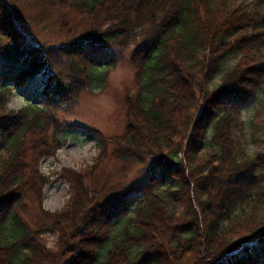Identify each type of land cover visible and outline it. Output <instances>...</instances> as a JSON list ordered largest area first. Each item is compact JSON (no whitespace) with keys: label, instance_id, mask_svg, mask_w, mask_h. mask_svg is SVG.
Returning a JSON list of instances; mask_svg holds the SVG:
<instances>
[{"label":"trees","instance_id":"obj_1","mask_svg":"<svg viewBox=\"0 0 264 264\" xmlns=\"http://www.w3.org/2000/svg\"><path fill=\"white\" fill-rule=\"evenodd\" d=\"M66 2L103 21L85 42L57 49L27 39L6 0H0V146L5 149L0 152V264L264 263V156L250 148L253 118L247 125L242 117L264 84V0ZM130 32L141 36L145 54L138 78V127L131 122L122 137V160L144 164V154L153 156L148 173L157 171L153 181L165 183L128 216L129 191H144L141 184L98 201L102 191L80 180L72 183L59 211L41 210L40 220L29 226L15 204L27 192L40 200L47 178L39 160L69 131L55 122L51 109L47 116V108L31 103L16 113L8 110V92L41 72L48 76L43 95L51 94L45 104L77 94L86 81L97 86L113 60L99 66L82 47L87 41L94 50L119 47L113 43ZM61 52L68 59L65 73L52 59ZM177 91L187 93L185 114L177 112L182 100ZM49 121L50 145L44 139ZM179 125L182 132L175 130ZM170 169L192 180L182 213L171 201ZM162 205L172 209L171 222L147 221ZM50 229L57 233L51 247L44 238Z\"/></svg>","mask_w":264,"mask_h":264},{"label":"rangeland","instance_id":"obj_2","mask_svg":"<svg viewBox=\"0 0 264 264\" xmlns=\"http://www.w3.org/2000/svg\"><path fill=\"white\" fill-rule=\"evenodd\" d=\"M66 1L75 0H6L18 27L27 39L46 47L55 45L58 46L57 49L71 46L78 41L85 42L89 31L94 30L99 21H103L82 13ZM141 42V36L131 32L116 39L113 44L119 47L104 46L94 50L92 49L94 46L87 41L82 49L100 61L99 66H105L108 58L113 61L106 65V73L99 85L93 86L91 82L86 81L84 88L77 94L61 102L56 101L54 105L44 103L46 96L51 97V94H42L46 81V75L42 72L31 79H26L24 83L12 85L6 97L8 110L16 113L25 108L27 103H31L38 108H47L44 114L47 116L48 109H51L55 122L69 131L65 139H60L57 144L52 142L51 121L48 124L44 123L47 125L44 139L49 142L48 145L52 142V151L39 160L38 168L47 178V183L42 188L40 200L32 192H27L14 208L29 226L33 227L40 220L41 210L49 213L59 211L70 197L72 183L80 180L88 189L96 188L102 191L97 197L98 201H105L122 193L121 190L129 186L141 184L144 191H129L128 216L132 214L135 204L142 207L144 202L141 203L140 200L145 201L148 195L150 198V191H157L158 186L165 183L153 181L155 171L148 173L149 165L155 161L153 156L144 154L146 157L144 164L141 163L142 159H139V162L131 160L126 163L122 160L125 148L122 137L130 124L134 123V126L138 127L135 122L138 78L144 62L141 56L145 54ZM52 59L55 60L60 72L65 73L68 70V59L62 52L61 55L57 53L52 56ZM180 94L182 100L177 104V112L185 114L190 110L186 99L187 93L177 91V96ZM192 112L196 114L194 109ZM169 115L166 113L163 117L168 119ZM194 117L196 116H192V119H195ZM242 117L247 125L251 117L253 118L254 128L248 127L252 136L250 148L264 156V84L242 110ZM9 119V115L3 116V124H9ZM175 130L182 132L184 128L179 125ZM210 133L209 130L207 135ZM2 135L0 130V139ZM175 139L179 140L178 137ZM1 147V154L5 153V149ZM168 172L173 174L171 178L175 183L174 197L171 201H174L176 210L182 213L189 203V191L186 193L185 191L190 189L192 180L182 177L183 174L179 170L174 172L170 169ZM199 183L198 181L197 184ZM148 185L151 188L146 189ZM171 214L172 209L169 206L166 208L163 205L158 206L147 221L159 225L166 224L171 222ZM175 214L176 217L180 216L176 212ZM151 229L149 228L150 232ZM44 238L51 247L57 241V233L50 229L44 234Z\"/></svg>","mask_w":264,"mask_h":264},{"label":"bare ground","instance_id":"obj_3","mask_svg":"<svg viewBox=\"0 0 264 264\" xmlns=\"http://www.w3.org/2000/svg\"><path fill=\"white\" fill-rule=\"evenodd\" d=\"M45 74V73H44ZM46 75V74H45ZM47 80H48V76L46 75V81L45 82H47ZM44 89V88H43ZM42 94H43V90H42Z\"/></svg>","mask_w":264,"mask_h":264}]
</instances>
